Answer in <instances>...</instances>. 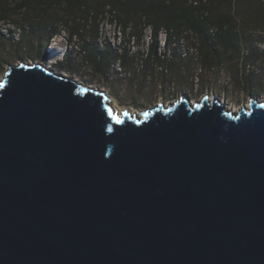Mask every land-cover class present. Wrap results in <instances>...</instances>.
I'll use <instances>...</instances> for the list:
<instances>
[{"label":"water","instance_id":"95a60500","mask_svg":"<svg viewBox=\"0 0 264 264\" xmlns=\"http://www.w3.org/2000/svg\"><path fill=\"white\" fill-rule=\"evenodd\" d=\"M138 115L42 64L0 81V264H264V101Z\"/></svg>","mask_w":264,"mask_h":264},{"label":"rangeland","instance_id":"374dc122","mask_svg":"<svg viewBox=\"0 0 264 264\" xmlns=\"http://www.w3.org/2000/svg\"><path fill=\"white\" fill-rule=\"evenodd\" d=\"M188 1L194 6L209 3ZM234 2L231 10L218 7V15L230 11L235 28H221L217 17L209 12L200 16L205 20L210 17L202 33L193 27H162L158 41H169L180 31V37H185L192 48L187 57H175L172 62L151 55L154 26L148 18L135 22L134 30L126 33L115 19H101L97 39L96 26L87 33L84 43L89 44V51L81 40L70 38L71 30L64 25L48 44L44 37L39 42L23 21L25 11L15 9L2 21L5 32L0 35V80L10 65L37 63L105 92L118 110L139 115L160 104L171 105L181 97L198 102L206 95H216L228 108L239 110L252 98L264 101V0ZM36 47L44 50L45 60L37 55ZM102 53L104 72L98 70L99 58L94 55Z\"/></svg>","mask_w":264,"mask_h":264},{"label":"trees","instance_id":"16d2710c","mask_svg":"<svg viewBox=\"0 0 264 264\" xmlns=\"http://www.w3.org/2000/svg\"><path fill=\"white\" fill-rule=\"evenodd\" d=\"M234 3V0H209L208 4L194 6L189 4L188 0H0V35L2 21L9 18L15 9L25 11L23 21L30 26L33 38L36 37L41 42L44 37L47 44L60 33L61 25L71 30L70 38L76 37L84 43L87 33L94 26H96L94 39H97V23L101 19L107 17L115 19L126 33L127 30H134V23L145 17L154 26L150 53L155 55L158 32L162 27L170 28L176 25L183 29L193 27L202 33L204 28L206 29L205 24L209 22L207 18L210 17L207 16L205 20L200 16L206 12L217 17L221 28L222 26L235 28L230 11L218 15L220 13L218 7L227 6L231 10ZM180 34L179 31L174 38H179ZM8 38L12 40V36L9 35ZM84 44L85 49L89 50V44ZM36 52L45 60L46 55L41 47H36ZM94 55L99 58L98 70L104 72L105 54ZM68 56L69 54L66 60ZM173 64L175 65L174 62Z\"/></svg>","mask_w":264,"mask_h":264},{"label":"built area","instance_id":"2783aa9c","mask_svg":"<svg viewBox=\"0 0 264 264\" xmlns=\"http://www.w3.org/2000/svg\"><path fill=\"white\" fill-rule=\"evenodd\" d=\"M3 25L1 24V33L4 31ZM150 41L151 43L153 42L152 36H150ZM191 52L192 48L189 46L187 39L185 37H179L170 39L169 41H158L155 55L162 61L172 62L175 57L185 58Z\"/></svg>","mask_w":264,"mask_h":264},{"label":"bare ground","instance_id":"6f19581e","mask_svg":"<svg viewBox=\"0 0 264 264\" xmlns=\"http://www.w3.org/2000/svg\"><path fill=\"white\" fill-rule=\"evenodd\" d=\"M1 81V80H0ZM192 103H197V102H192ZM166 106H169V104H167ZM248 107H249V105H247ZM115 107V106H114ZM116 109H118L117 107H115ZM232 109V108H231ZM120 111H122V110H120ZM236 112L238 111V110H235ZM136 114H138V113H136ZM139 115V114H138Z\"/></svg>","mask_w":264,"mask_h":264},{"label":"crops","instance_id":"0c3cea01","mask_svg":"<svg viewBox=\"0 0 264 264\" xmlns=\"http://www.w3.org/2000/svg\"><path fill=\"white\" fill-rule=\"evenodd\" d=\"M175 66V65H174Z\"/></svg>","mask_w":264,"mask_h":264}]
</instances>
